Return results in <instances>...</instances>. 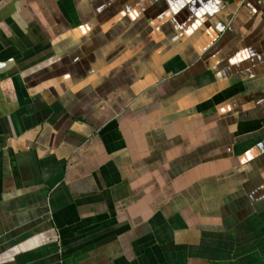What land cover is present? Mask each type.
Wrapping results in <instances>:
<instances>
[{
    "label": "crops",
    "instance_id": "0c3cea01",
    "mask_svg": "<svg viewBox=\"0 0 264 264\" xmlns=\"http://www.w3.org/2000/svg\"><path fill=\"white\" fill-rule=\"evenodd\" d=\"M0 264H264V0H0Z\"/></svg>",
    "mask_w": 264,
    "mask_h": 264
},
{
    "label": "built area",
    "instance_id": "2783aa9c",
    "mask_svg": "<svg viewBox=\"0 0 264 264\" xmlns=\"http://www.w3.org/2000/svg\"><path fill=\"white\" fill-rule=\"evenodd\" d=\"M226 29H225V27L224 26H222V25H218L217 26V31L218 32H224Z\"/></svg>",
    "mask_w": 264,
    "mask_h": 264
}]
</instances>
